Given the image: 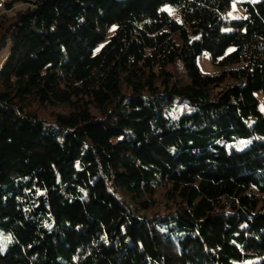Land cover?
<instances>
[{"label": "trees", "instance_id": "1", "mask_svg": "<svg viewBox=\"0 0 264 264\" xmlns=\"http://www.w3.org/2000/svg\"><path fill=\"white\" fill-rule=\"evenodd\" d=\"M231 3H6L0 264H264V0Z\"/></svg>", "mask_w": 264, "mask_h": 264}, {"label": "rangeland", "instance_id": "2", "mask_svg": "<svg viewBox=\"0 0 264 264\" xmlns=\"http://www.w3.org/2000/svg\"><path fill=\"white\" fill-rule=\"evenodd\" d=\"M11 0H0V14H4L5 12L12 13L11 11H6V3ZM247 1V2H257L260 0H232L231 6L227 12L228 18L229 19H240L244 18L246 16L245 10L243 5L241 4L242 2ZM28 5L25 3H16L14 5V11L19 10V9H24ZM167 9H171L169 5L166 7ZM233 28L231 26H226L224 27L225 31H230ZM10 54L9 48H5L0 52V65L4 66L8 57ZM181 64V63H180ZM198 64L203 72L214 74L220 71L219 67L216 66L211 59V54L208 51H203L199 57H198ZM257 97L259 99V108L261 112L264 114V92H257ZM58 111L55 109V112ZM47 113L44 114L45 116L48 117V114L50 113V110L46 111ZM191 112V108L184 102H179L177 105L173 107V109L169 112V115L173 118L180 116L181 114ZM236 146L238 149H244L246 148L250 143L251 139L250 138H240L235 140ZM166 193L167 189H161L158 191L155 199H154V208L151 210L147 211L148 215H151L154 212H160L165 210L166 206ZM154 211V212H152ZM1 236V234H0ZM8 246V242L4 241L1 239L0 242V249L1 251H4L6 247Z\"/></svg>", "mask_w": 264, "mask_h": 264}]
</instances>
